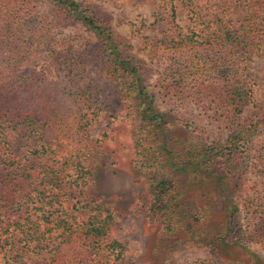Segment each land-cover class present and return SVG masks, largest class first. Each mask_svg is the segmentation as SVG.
Returning <instances> with one entry per match:
<instances>
[{
  "label": "trees",
  "instance_id": "trees-1",
  "mask_svg": "<svg viewBox=\"0 0 264 264\" xmlns=\"http://www.w3.org/2000/svg\"><path fill=\"white\" fill-rule=\"evenodd\" d=\"M41 1L0 0V166L11 177L4 184L11 193L0 190V248L6 253L14 248L11 264H111L126 248L110 237L113 205L95 198L76 201L74 209L92 211L86 220L63 206L74 197L73 187L93 181L90 146L69 139L86 131L96 111L92 86L74 59L77 55L55 35ZM50 1L95 36L90 61L113 80L122 104L133 110L134 178L146 187L145 218L160 231L145 264H164L171 241L181 239L177 230H187L174 170L192 168L214 175L217 169L218 176L236 180L238 189L246 182L241 159L259 120L245 123L241 116L253 83L242 63L264 43V0H199L206 12L187 0L186 24L177 21V0H155L167 12L157 43L171 53L161 83L164 94L186 98L184 102L214 97L220 103L224 132L205 139L187 127L183 116L171 120L155 106L152 86L144 77L149 72L145 60L120 47L106 12L78 0ZM234 7L241 10L232 18L229 9ZM182 123L184 137L177 141L172 133L180 130L175 124ZM10 132L29 136L34 144L33 134L39 135L40 148L31 145L28 154L45 160L28 155L16 159ZM259 155L262 188L246 205L254 211L250 237L264 243V144ZM17 241L33 254H44L30 262L23 250L13 247ZM2 264L10 263L5 258Z\"/></svg>",
  "mask_w": 264,
  "mask_h": 264
},
{
  "label": "rangeland",
  "instance_id": "rangeland-1",
  "mask_svg": "<svg viewBox=\"0 0 264 264\" xmlns=\"http://www.w3.org/2000/svg\"><path fill=\"white\" fill-rule=\"evenodd\" d=\"M78 1L106 12L120 47L145 60L149 72L144 77L152 86L155 106L159 110L166 112L171 120L176 114L183 116L182 121L187 122V127L204 139L209 134L224 132L218 99H187L189 101L184 102L186 98L179 100L176 94H164L161 83L165 79V68L170 62L171 53L157 43L166 27L167 12H163L155 0ZM176 3L177 21L180 24L188 23L191 3H187V0V5L180 0ZM192 6L200 12L208 10L199 0H194ZM40 7L47 14L55 35L60 41L71 45L76 53L77 58L74 59H78L80 69L84 70L83 76L92 86V106L96 111V117L86 131L71 134L69 139L86 142L90 146L93 181L79 188L73 187L74 197L64 200L63 206L69 212L77 213L81 220H86L92 211L88 207L74 209L72 206L76 201L80 204L87 203L91 198L109 201L115 208L110 237L120 240L126 247L122 256L111 260V264H145L151 258L160 231L145 218L146 187L134 178L130 131L133 110L122 104L113 80L90 61L89 50L96 40L95 36L50 0H42ZM240 10V7L230 8L229 16L235 18ZM242 64L250 73L253 83L250 101L243 108L241 116L245 123L259 120L241 159L246 182L238 189L236 180L218 176L217 169L216 175L204 171L195 173L192 168L174 170L173 176L181 194L179 199L182 200L179 209L184 215L187 230H177L176 235L179 234L181 239L171 241L167 248L169 256L164 264H255V260L264 264V243L250 237L254 211L252 208L247 210L246 205L248 199L255 197L262 188L257 158L264 144V43ZM184 126V123L174 126L180 129L172 133L177 141L184 137ZM33 138L37 139L35 144L27 135L10 132L8 142L16 159H24L28 155L30 159L45 160V156L40 154H28L31 145L32 148H40L42 142L39 135L33 134ZM10 179L7 168L0 166L2 194L11 193L9 185L4 186ZM252 203L254 205L253 201L250 205ZM34 209L30 208V211ZM15 232L17 236L20 235L18 230ZM225 239H229V245L224 244ZM22 244L17 241L13 247L23 250L30 262L44 254H33ZM13 250L6 253L0 248V264L5 258L12 263L10 255Z\"/></svg>",
  "mask_w": 264,
  "mask_h": 264
}]
</instances>
